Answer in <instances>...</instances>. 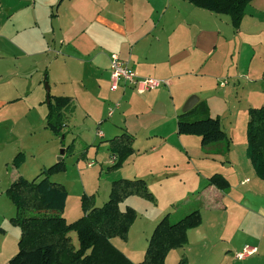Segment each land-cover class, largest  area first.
<instances>
[{"label":"crops","instance_id":"1","mask_svg":"<svg viewBox=\"0 0 264 264\" xmlns=\"http://www.w3.org/2000/svg\"><path fill=\"white\" fill-rule=\"evenodd\" d=\"M2 4L7 19L0 29V126L9 124L6 132H13L15 109L9 108L23 104L25 139L36 143L35 122L42 120V128L47 129L46 79L50 95L71 100L62 131L66 145L72 144L73 150L76 142H83L80 159L88 160V154L94 152L96 159L102 155L98 164L105 161L100 169L102 181L98 178L94 188L82 181L72 207H68L70 190L62 184L67 191L62 214L67 223L82 216V195L92 196L94 205L100 207L107 201L113 181L140 179L154 202L131 196L121 203L122 210L127 206L135 211L136 219L126 241L111 239L132 264L143 260L148 239L162 217L168 214L171 222H176L194 211L199 212L200 225L187 231L186 244L170 251L164 264H177L182 257L189 264H264V253H259V245L264 249V180L255 175L247 158L245 135L248 110L264 106V0H252L246 6L238 29L231 26L228 16L195 8L187 0H0ZM111 55L127 62L137 77L162 84L144 94L122 85L118 91H110ZM71 67L77 72L71 74ZM15 80L36 85L25 95L24 90L20 93L15 88ZM102 85L121 96L134 91L143 96L137 104L151 111L157 103V122L163 120L167 109L178 116L185 101L195 95L207 105L211 117L219 118L230 141L228 151L221 153V144L203 150L199 137L178 135L173 123L169 127L161 124L160 130L167 132L152 136L139 148L124 121V127L118 124L107 129L106 136L100 132L101 137L92 139L80 134L77 117L82 113L90 119L101 113L97 99ZM14 90L23 96H16ZM98 117L94 125L104 126L100 124L104 118ZM122 133L132 137L133 154L120 169L108 172L112 164L107 141ZM8 134L2 136L7 142L0 147L21 139L14 132ZM27 153L35 160L36 174L46 168L48 164H40L34 152ZM33 159L24 155L22 164L12 169H7L4 161L6 169L0 174V264H8L17 252L20 236L19 229L9 222L15 207L5 191L18 176L29 179L24 175L29 167L24 166ZM93 165L87 163V168ZM7 170H11L9 177ZM214 174L228 182L226 191L208 183ZM255 232L261 235L259 243L253 239ZM72 233L69 236L76 247ZM243 247L256 251L242 260L230 257Z\"/></svg>","mask_w":264,"mask_h":264},{"label":"trees","instance_id":"2","mask_svg":"<svg viewBox=\"0 0 264 264\" xmlns=\"http://www.w3.org/2000/svg\"><path fill=\"white\" fill-rule=\"evenodd\" d=\"M251 1L187 0L195 8L228 16L234 29L239 28L244 10ZM43 103L47 109V130L63 141L62 131L67 124L65 114L71 105L70 98L55 97L46 92ZM176 130L178 135L199 137L203 150L219 144L222 145L221 153L229 149L230 141L219 118L209 115L204 102H198L192 110L179 114L176 117ZM245 135L247 158L255 175L264 180V106L248 110ZM107 144L111 159L114 158L107 171L112 172L120 169L133 154V139L122 133L108 140ZM72 148V144L67 146L65 153ZM81 159L84 160V156ZM23 160L24 155L17 154L12 166L18 168ZM65 170L63 161H60L42 169L30 181L18 176L6 189L5 196L15 207V216L9 222L20 231L17 252L9 259L8 264H132L112 245L111 239L126 241L129 229L136 219L135 211L127 206L122 210L121 203L131 196L154 202L145 182L140 179L113 181L108 199L100 207L94 205L92 196L82 195V216L67 223L62 216L67 191L62 184L50 180L53 175ZM207 181L221 191L229 188L228 182L219 174L212 175ZM200 223L198 211L176 222H171L169 215H165L155 226L148 239L143 260L138 264H164L170 251L186 244L187 231L198 227ZM71 232L76 235V247L69 236ZM177 264L189 263L182 257Z\"/></svg>","mask_w":264,"mask_h":264},{"label":"rangeland","instance_id":"3","mask_svg":"<svg viewBox=\"0 0 264 264\" xmlns=\"http://www.w3.org/2000/svg\"><path fill=\"white\" fill-rule=\"evenodd\" d=\"M4 1L6 2L7 0H4ZM1 6L3 7L0 8V29L3 26L5 20L7 19V15H6L7 11L4 12V10H6L5 4H2ZM16 62L17 61H14L13 64H15ZM26 66L27 65H22V68H25ZM76 72L77 70L75 68L73 67L70 68L71 74H74ZM45 84H47L49 87L48 80L43 83V86ZM35 85L36 84L33 81H28L26 85H24L23 83L16 82V80L14 84L15 88L18 89V92L21 93L24 90L25 95L32 93V90ZM44 89H45V86H44ZM18 92L14 90V94L16 96L22 97L23 95H20ZM109 92L104 85L101 86L100 95L98 96V99H97V102H99V105H100V112H101L100 115L98 116H101V117L96 116V113H92V116H96V117H91L90 119L83 118L85 115L82 113L77 117L76 125L78 126H76V128L78 127L80 134H83V133L85 135L87 134L88 137L94 139L95 137H98L97 133L100 131L101 133L104 132L106 136L105 132L107 129L115 125H118V124L124 127L122 123V121H124L126 122L125 125L128 127V129L132 133L131 135L134 136L136 139L135 141L136 147L139 148V146L145 145L146 140L151 138L152 136L159 134V133L165 134L167 132L165 129L162 131L160 130L161 124L165 123L164 127H169L170 123H173V125H176L177 115L176 113H173L169 109H167L166 112L162 114L163 120L157 122L155 120L156 118H154V117H157L156 115H160L154 111L157 103L153 106L152 111L148 107L138 105L137 101L138 100L141 101L143 96H137V94H134L135 93L134 91L128 94L127 96L126 94L125 96H121L120 92L113 93V94ZM116 104L118 105L116 106ZM22 106L23 104H17L9 108V109L11 108L15 109L14 116L11 117L15 123V129L13 132L21 136V139H19L15 143L13 141H9L3 148L0 147V174L4 173L6 169L4 167V161L6 160V162L8 163L7 169H10V168L12 169L13 159L19 153H21L22 155H26V159H33L30 157V155L27 152H34V154L36 155V158L39 156L37 161L40 162V164H48L46 165V168H47L58 162L57 157L59 156V152L60 150L64 149L62 145L67 146L66 145L67 140L61 141L59 138L53 136L49 130L42 128V125L44 124L42 120H41V123H39L38 121L35 122L38 128L36 130L37 132L35 136V138H37L36 143L33 144V142L31 143L27 139H25L26 131H25L24 126L27 121L25 117H22L23 113L20 108ZM110 109L113 110V114L111 115V117H108L107 113ZM181 109L179 110L180 112L177 114L181 113ZM97 117L104 118V120L103 121L101 120L102 122L100 123V124H105L104 126L101 127L100 125H98V123L94 125V122L96 120L94 118H97ZM8 125L4 124L0 126V145L5 144L7 142L6 139L2 138L3 135L9 136L8 133H13V132H6L7 131L6 128L8 127ZM75 133L77 134V132ZM174 138L176 137L174 136L172 139ZM22 146H26L24 147L25 149H22L23 148ZM84 147L85 146L83 142H79V141L78 143L76 142V144L74 145V149L65 153L64 157L61 160L63 161L64 166L66 168L65 172H63L62 174L59 173L60 176L56 178H51L52 181L57 182L59 184H67V187L70 190L69 199H68V207H72L74 206V204H76L77 198H76L75 192H81L82 181L87 185V187H90V188L95 187V183L97 182L98 178H100L99 182L102 181V174L100 177V171H101L100 169L104 167L102 166V162H105V161L102 160L99 163L101 164V166L97 163L99 158L102 157V155L99 153L96 159L95 157H93L94 156V152H93L92 154H88V160H82L80 159V157L83 155L82 153L85 150ZM26 149L28 151L25 153L23 150H26ZM54 155H55V158L51 159L53 158ZM106 157H107V153H106ZM48 158L52 160L50 161L51 163H47L49 162L47 161ZM110 161H111V164H113V161L111 159ZM34 162H35L34 159L29 160L28 164L24 166V168L29 167L28 172L24 174L27 178H29L28 179L29 181L35 178V176L38 174V173L36 174L37 171H36V166ZM91 162L94 164L93 167L87 168V163H91ZM7 173H9L8 174V177H9L11 170H7ZM55 175H58V174H55ZM86 190H91V189L86 188ZM72 237L74 240L73 242L76 244L75 234H73ZM253 239L257 243H259V240L261 239V235L255 232L253 235ZM259 246H260L259 253H264V249L261 248V245ZM249 248H252V247H249ZM252 249L256 251L255 248H252ZM238 251L239 252H237L236 254L240 253L242 250L238 249ZM236 254L232 253L230 257H235ZM230 257L228 259L229 262H230ZM224 263L226 264L227 262L225 261L222 264Z\"/></svg>","mask_w":264,"mask_h":264},{"label":"built area","instance_id":"4","mask_svg":"<svg viewBox=\"0 0 264 264\" xmlns=\"http://www.w3.org/2000/svg\"><path fill=\"white\" fill-rule=\"evenodd\" d=\"M109 79L110 91L116 92L119 87L128 86L132 88L137 94H144L158 88L162 83L160 81L150 78H139L133 69L128 66L127 62L122 61L117 55H111L109 60ZM118 104H116L117 106ZM113 110L110 109L107 113L111 117ZM101 137L100 131L97 133ZM112 161L114 158L111 159ZM255 253L254 249L243 247L242 251L235 255L236 259L242 260L247 256Z\"/></svg>","mask_w":264,"mask_h":264},{"label":"water","instance_id":"5","mask_svg":"<svg viewBox=\"0 0 264 264\" xmlns=\"http://www.w3.org/2000/svg\"><path fill=\"white\" fill-rule=\"evenodd\" d=\"M44 86H45L46 92L48 93L49 92L48 85L45 84ZM197 103H198V98L195 95H191L183 104V107L181 109V113H186V112L192 110L196 106ZM64 151H65L64 149L60 150L59 156L57 157L58 162H60L62 160L63 155H64Z\"/></svg>","mask_w":264,"mask_h":264}]
</instances>
